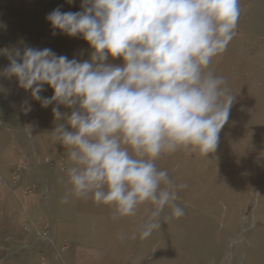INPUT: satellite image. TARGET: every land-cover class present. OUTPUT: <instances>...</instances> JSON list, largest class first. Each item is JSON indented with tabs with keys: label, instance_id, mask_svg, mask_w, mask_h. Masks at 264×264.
Listing matches in <instances>:
<instances>
[{
	"label": "rangeland",
	"instance_id": "374dc122",
	"mask_svg": "<svg viewBox=\"0 0 264 264\" xmlns=\"http://www.w3.org/2000/svg\"><path fill=\"white\" fill-rule=\"evenodd\" d=\"M82 3L0 0V264H264V0H239L236 35L206 70L235 96L216 152L177 151L155 161L184 215L177 219L166 206L161 228L143 240L153 206L113 219L114 209L91 193L71 196L69 150L52 140L59 125L70 130L71 109L60 105L56 120L55 102L43 106L6 74L9 56L29 47L90 61L93 49L82 36L46 19L57 8L82 11ZM40 95L50 99L54 91L45 84Z\"/></svg>",
	"mask_w": 264,
	"mask_h": 264
},
{
	"label": "clouds",
	"instance_id": "9594fccd",
	"mask_svg": "<svg viewBox=\"0 0 264 264\" xmlns=\"http://www.w3.org/2000/svg\"><path fill=\"white\" fill-rule=\"evenodd\" d=\"M81 7L57 8L46 19L69 37L82 36L93 49L90 61L29 47L9 56L6 74L43 106L55 102L56 120L60 105L71 109L70 130L61 124L52 132L74 165L71 196L91 193L114 209L113 219L153 206L143 240L161 228L166 206L173 217L184 215L168 172L155 161L177 151L208 157L217 150L235 96L206 70L236 35L239 0H83ZM109 56L123 65L108 63ZM45 84L54 91L50 99L40 95Z\"/></svg>",
	"mask_w": 264,
	"mask_h": 264
}]
</instances>
